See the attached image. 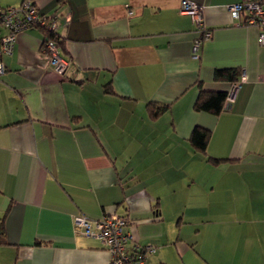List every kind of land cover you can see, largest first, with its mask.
Returning a JSON list of instances; mask_svg holds the SVG:
<instances>
[{"label": "crops", "instance_id": "obj_1", "mask_svg": "<svg viewBox=\"0 0 264 264\" xmlns=\"http://www.w3.org/2000/svg\"><path fill=\"white\" fill-rule=\"evenodd\" d=\"M34 1L58 16L69 64L53 70L35 27L1 58L0 264H109L80 214L126 219V249L154 247L146 264H264V46L231 20L240 0H189L211 31L198 59L181 0ZM219 68L238 82L215 81ZM199 82L238 86L215 115L193 109ZM151 102L170 109L151 120ZM195 126L210 132L205 154Z\"/></svg>", "mask_w": 264, "mask_h": 264}, {"label": "built area", "instance_id": "obj_2", "mask_svg": "<svg viewBox=\"0 0 264 264\" xmlns=\"http://www.w3.org/2000/svg\"><path fill=\"white\" fill-rule=\"evenodd\" d=\"M179 11L181 14L189 15L196 25L199 35L193 45L192 58L198 59L201 44L211 37V31L203 21V6L189 0H181ZM227 11L237 25L257 27L259 29L257 42L264 46V0H240L228 6ZM34 26H41L54 34L58 26V16L41 15L32 0H25L15 7L0 8V76L5 71L2 56L11 54L18 33ZM43 50L48 55L53 70L62 74L67 69L69 61L61 56L54 40H47ZM237 86L234 84L227 100L231 98ZM126 223V219L116 215L92 219L80 214L74 218L77 232L96 239L107 250L109 264H146L145 255L153 252L154 247L135 244L127 250L126 243L131 236L124 231Z\"/></svg>", "mask_w": 264, "mask_h": 264}, {"label": "trees", "instance_id": "obj_3", "mask_svg": "<svg viewBox=\"0 0 264 264\" xmlns=\"http://www.w3.org/2000/svg\"><path fill=\"white\" fill-rule=\"evenodd\" d=\"M33 4L37 7L34 0H32ZM10 7V6H9ZM1 9H5L8 7H0ZM38 10V7H37ZM35 28H39L44 36L43 44L47 40H54L57 48L60 50L62 42L58 39L57 32L54 34L48 31L47 29L41 27V26H34ZM210 30V29H209ZM209 40V39H208ZM240 75V69L239 68H219L215 69L213 73V79L215 81H221L225 80L230 83H236L239 80ZM198 88V95L194 101L193 109L196 112H208L215 115H218L221 111L225 109V103L228 96V93L226 91H208L203 89L201 82L197 83ZM105 92L110 93L111 88L109 85L105 86ZM170 109L169 104H160L151 102L147 104V114L151 120H155L161 115H163L165 112H167ZM210 136L209 130L202 128L200 126H195L189 136V143L193 150L195 152H199L201 154H205L208 139ZM208 161H211L213 163H218V160H215L213 158H207ZM3 229L2 226L0 227V243L3 240Z\"/></svg>", "mask_w": 264, "mask_h": 264}, {"label": "rangeland", "instance_id": "obj_4", "mask_svg": "<svg viewBox=\"0 0 264 264\" xmlns=\"http://www.w3.org/2000/svg\"><path fill=\"white\" fill-rule=\"evenodd\" d=\"M258 43V42H257ZM260 45V44H259ZM262 46V45H261ZM229 94V93H228ZM228 97V96H227Z\"/></svg>", "mask_w": 264, "mask_h": 264}]
</instances>
